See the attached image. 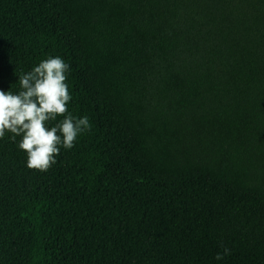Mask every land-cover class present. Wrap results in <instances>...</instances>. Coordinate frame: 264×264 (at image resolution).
Listing matches in <instances>:
<instances>
[{"label": "trees", "instance_id": "obj_1", "mask_svg": "<svg viewBox=\"0 0 264 264\" xmlns=\"http://www.w3.org/2000/svg\"><path fill=\"white\" fill-rule=\"evenodd\" d=\"M57 55L91 130L0 139V264H264V0H0V89Z\"/></svg>", "mask_w": 264, "mask_h": 264}, {"label": "clouds", "instance_id": "obj_2", "mask_svg": "<svg viewBox=\"0 0 264 264\" xmlns=\"http://www.w3.org/2000/svg\"><path fill=\"white\" fill-rule=\"evenodd\" d=\"M70 65L59 55L48 56L18 77L19 90L0 89V139L9 133L18 150L26 153V167L46 172L57 163L61 149L75 147L91 130L89 117L67 108L73 97L67 84ZM55 122V123H53ZM230 255L225 247L215 257Z\"/></svg>", "mask_w": 264, "mask_h": 264}]
</instances>
